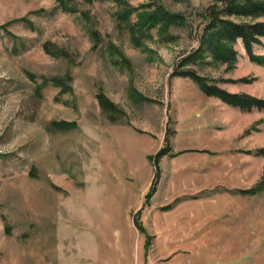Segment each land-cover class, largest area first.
<instances>
[{"label": "rangeland", "instance_id": "rangeland-1", "mask_svg": "<svg viewBox=\"0 0 264 264\" xmlns=\"http://www.w3.org/2000/svg\"><path fill=\"white\" fill-rule=\"evenodd\" d=\"M72 1L0 0V264H264V109L196 78L264 100V65L242 37L195 53L207 10L264 14L161 0L186 23L132 33L114 3Z\"/></svg>", "mask_w": 264, "mask_h": 264}, {"label": "trees", "instance_id": "trees-1", "mask_svg": "<svg viewBox=\"0 0 264 264\" xmlns=\"http://www.w3.org/2000/svg\"><path fill=\"white\" fill-rule=\"evenodd\" d=\"M87 3L94 1H109L114 3L119 7V13L116 18L127 22L129 29L134 33L135 28L137 32L147 33L150 30H156L161 33L167 32L171 26H183L186 23V19L183 13L173 12L168 10L161 0H151L145 6H132L129 3V0H84ZM59 5L63 11H75V6L72 0H59ZM230 5V6H229ZM229 7H234L232 10L240 9L243 12L256 14H264V0H234L229 2ZM140 9H142L140 11ZM136 13V19L131 23V15ZM218 12L213 9L206 11V20L207 25L204 28L201 35V45L199 49L195 52L199 55L207 52V54L213 58H222L226 59L229 54L226 44H229V40H233L236 37H242L244 45L247 49L248 54H250L251 60L255 63L263 64L261 61L263 58L251 54V43L258 41L257 37H264V23L254 24V25H232L230 23L224 22V20H219L217 18ZM27 23V22H25ZM28 24V23H27ZM31 25V24H29ZM12 36V35H11ZM186 61V60H185ZM183 65H188L183 64ZM179 73H189L194 77V74L191 71H183ZM198 83L200 88L207 94L217 95L221 98L222 101L229 104L232 107H237L240 110H250L251 108L264 109V100L256 99L250 96H239L226 94L221 91H212L203 80H200L198 76ZM160 155V151L155 154L154 159L157 160ZM155 175L151 183L148 194L145 196V201L149 200L151 195L154 192V185L158 175V170H155ZM140 211V210H139ZM139 211L137 213H139ZM140 228V227H139ZM148 245V238H146V244Z\"/></svg>", "mask_w": 264, "mask_h": 264}]
</instances>
